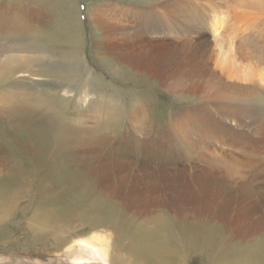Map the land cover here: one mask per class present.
<instances>
[{
  "label": "rangeland",
  "instance_id": "rangeland-1",
  "mask_svg": "<svg viewBox=\"0 0 264 264\" xmlns=\"http://www.w3.org/2000/svg\"><path fill=\"white\" fill-rule=\"evenodd\" d=\"M163 1L0 0V12L7 11L6 3L11 10L22 9L26 20L32 22L33 28L36 29L33 31L34 38L27 41L28 46L34 45L42 53L40 60L33 61L26 67L29 71L42 70L43 74L37 77L16 76L18 80L22 79V86L17 83L18 87L31 88L32 91L51 95L45 96L48 98L46 101H50V107L56 106L58 99L59 101L62 99L64 103L59 102L60 113L68 118V123L76 124V119L80 118L82 119L80 124L85 126H94L95 122L103 126L114 118H119V124L122 123L117 129L120 131L119 134L113 130H104L108 137L103 144L100 143L99 148L79 147L76 150L81 157L83 156L79 161L80 168L85 169L86 166L93 165L94 161L100 162L98 161L100 159L111 160L115 164L108 166L107 171L113 174L112 177L109 175L111 191L120 195L119 200L126 203L123 211L126 220L129 217L138 222H146L143 218L157 207L160 211H165L166 215L170 213L169 216L178 217L176 226L181 225L183 229L188 226L189 231L185 229L182 231V228L181 231L185 235H191L190 241L194 248L186 264H209L197 251L202 233L208 227H223L222 233L232 245L253 242L245 238L257 234L255 231L259 230L260 233L262 230L264 233L263 228H257L251 230L249 234H244L245 237L240 236L243 234L238 236L240 231H235V235L228 226L222 225L219 221V219L234 221L237 217L242 218L239 222L243 224L246 222L249 225L251 217L256 227L257 218L264 208V81H258L259 71L262 70L260 71L262 74L264 70V34L258 35L249 46L250 55L244 63L242 59L245 55L237 49L239 30L229 31L230 37L224 39L225 43H221L220 35L214 32L219 17L224 27L231 24L234 13H230L234 11V2L165 0L166 3L175 1L173 3L178 5L176 9H171L166 3H163V6L158 5ZM127 5L131 11L118 17L119 13L115 12H121ZM217 5L220 11L217 10ZM186 9L188 13L184 15ZM136 10L147 11L150 17L158 19V23L155 21L151 24L139 23L136 18L149 19V15L144 16ZM90 11L94 22L91 16L88 17ZM106 14L109 17L104 19L102 16ZM100 20H107V26ZM109 20L114 24L111 25L112 28H108ZM256 23L255 21L254 24ZM159 24L164 28L163 33H156L150 29ZM77 25L79 29L76 31ZM2 44L3 42H0V45ZM24 47H21V50ZM71 47L78 51L75 50L76 57L70 55ZM178 51L182 53L186 51L187 53L182 56L190 55L189 59L195 56L198 58L196 61L202 60L200 63L206 66L205 72L215 70L213 73L220 77L217 79L220 85L217 84L218 81L215 83L218 89L201 94L200 100L194 96L195 93L204 91L199 84L195 87V93H190L185 97L187 98L185 101L167 92L164 84L169 80V72L178 68H175L176 65L172 61L181 57ZM23 52L24 50L17 54ZM123 53L131 58L135 56L137 64H132L131 67L130 63L123 62L120 59ZM216 60L223 65V73L216 66L218 62ZM246 64L244 68L243 65ZM194 65L193 68L189 63L188 67L193 73L194 69L198 68L196 63ZM253 67L257 69L256 82L247 79L248 75L244 77L245 71L251 73ZM194 74L204 75L196 72ZM68 75L72 76L67 80ZM245 85L248 86L246 90L249 92H246ZM5 87L12 88L13 85ZM54 94L58 98L53 96ZM218 95H228L231 99L217 101L214 97ZM145 100L150 101L149 104ZM142 107H146L147 118L151 121L152 127L143 124L129 125L128 113ZM230 107L234 109L228 110ZM181 112L183 116L178 118V113ZM186 120L196 125L198 122V132L196 133V128L193 130L194 126L188 129L190 134L187 138L180 136L182 143L185 144L184 151L170 150L172 130L178 127L180 121V125L185 126ZM222 130L228 132V136L222 138L227 143L221 142L217 137ZM200 138L204 140L201 141ZM142 149L151 155L142 157ZM0 151L1 157L3 151ZM18 152L23 163L32 158L27 150L18 148ZM213 155L218 162L210 166L208 162ZM97 157L98 160L95 159ZM40 163L56 169L51 156H47ZM67 170L69 182L72 180L70 174L76 171V165L75 168L70 167ZM148 170H153L156 174L151 172L149 175ZM237 172L239 173L234 177H230ZM40 178L51 183L41 174ZM103 183L105 182H97L95 189ZM133 184H138L134 192L131 191ZM117 186L120 188L118 191ZM69 190L67 196H61L62 201L48 202L46 205L49 209H66L68 204L80 202L71 195L74 190L71 188ZM14 210L11 219L24 223L21 205L16 206ZM85 216L89 221H93V213L86 211ZM61 217L67 219V214ZM74 221L76 228L74 231L70 229L73 236L89 232L90 228L87 229L82 219L78 217L71 221L69 226ZM8 249V247L1 249L0 264H35L34 261L38 264H47V260H53L51 256L59 257L53 260L52 264H66L63 250L49 256L22 257L25 254H21L22 256L15 257L7 253Z\"/></svg>",
  "mask_w": 264,
  "mask_h": 264
},
{
  "label": "bare ground",
  "instance_id": "bare-ground-1",
  "mask_svg": "<svg viewBox=\"0 0 264 264\" xmlns=\"http://www.w3.org/2000/svg\"><path fill=\"white\" fill-rule=\"evenodd\" d=\"M164 1L158 5L163 6V3H166ZM231 1L234 2V11L230 13H234L231 24L224 27L219 17L217 19L219 22L214 26V32L220 35V42L225 43L224 39L230 37L229 31L239 30L237 49L238 51L240 50L242 55H245L242 60L246 63V59L250 55L249 46L253 44L258 35L264 34V0ZM173 2H167L166 4L171 9H176L178 5ZM5 5L7 11L0 12V42H3L0 45V150L3 151V155L0 157V251H2V248L8 247L7 253L15 257L21 254H25L21 255L22 257H34L35 255L40 257L49 256L63 250V255L66 256V264H186L194 248L193 243L190 241L191 235H185L182 232L185 229L182 228L183 226H176L178 217L169 216L170 213L166 215L164 214L165 211H160L157 207V209L150 210L151 213L143 218L146 222H138L136 219L129 217L126 220L123 214L126 203L122 202L121 199L119 200L120 195L111 191L110 176L112 177L113 174L107 172L109 171L108 166L115 164L111 160H98L97 157L95 159L100 162L94 161L92 162L94 163L93 165L86 166V168L84 167L85 169L80 168L79 161H81L83 156L81 157L76 150L79 147L94 148L97 146L96 148H99L101 146L100 143L103 144L108 137L104 130H113L114 133L119 134L120 131L117 129L122 124H119V118L111 119L103 126H99L96 122L94 126L82 125L80 124L81 118L76 119V124L68 123V118L60 113L59 102L64 103L62 99L60 101L58 99L56 106L50 107V101L47 102L48 98L45 96L51 97V95L32 91L31 88L18 87L17 83L22 86V79L19 78L18 80L16 76L33 75L37 77L43 74L42 70L29 71L26 67L29 63L40 60L42 53L34 45V47L28 46L29 42L27 43V41L34 38L33 31L35 28H33L32 22L26 20L23 14L24 11L17 8L11 10L12 8L8 3ZM115 6L119 7V5ZM230 7L232 8V5ZM217 10L220 11L218 5ZM129 11H131V8L127 5L124 6L121 12L115 13H119L117 15L119 17L126 15V12ZM137 12L139 13L140 11ZM140 13L144 14V16L145 14L149 15V19L148 17H145V19L143 17L136 18L135 20L139 23L151 24L152 21L158 23V19L150 17L147 11ZM187 13L188 9H186L184 15ZM89 14L88 17L91 16V20L94 22L95 19H93L91 11ZM98 15L101 16V13ZM102 17L106 19L109 15L106 14V16ZM157 17H159V14ZM102 21L105 24L104 26H107V20ZM255 21L257 22L256 24H254ZM110 22L109 20L108 28H112L113 26L111 25H114ZM246 24L249 25L246 26ZM250 24L254 26H250ZM78 29L77 25L76 31ZM150 29L156 33L164 32V28L160 24L152 26ZM31 43L33 44V42ZM80 46L82 47V43ZM21 47H24L22 49L24 50L23 54H17L22 52ZM75 50L71 47L69 49L70 55L75 56ZM178 52L181 57L172 60L176 65L175 68H178L169 72V80L164 84V89L167 92L176 95L177 99L185 101L187 99L185 97H188L192 92L195 93V87L199 84L201 90L204 91L194 94L198 99H200L201 94L218 89L215 83L220 77L213 73L215 70L210 69L205 72L206 66L200 63L202 60L196 61L198 58H195V56L190 59V55L182 56L186 51L183 53ZM121 57L120 59L125 63H130L131 67L137 64L136 61L138 60L135 56L131 58L126 53H123ZM150 59L152 60V58ZM216 62V66L223 73V65H221L219 60H216ZM189 63L192 64L193 68L195 67L194 63H196L198 68L197 70L194 69V71L197 74L204 75H196L194 74L195 72H191L192 70L188 69ZM246 66L247 64L243 65L244 68ZM256 70V67H253L251 73L249 71L243 72L244 77L248 75L247 79H253V82H256ZM260 71L258 81H264V70L262 74ZM71 76L68 75L67 80ZM141 79L143 80V77ZM217 84L220 85V82L218 81ZM7 85H13V87H5ZM246 89H248V86ZM247 91L249 92V90ZM63 93H65V89H63ZM53 96L57 97L55 94ZM229 98L228 95L214 97L217 101H229ZM149 102L146 101L148 104ZM231 109H234V107H230L228 110ZM147 114L146 107L129 112V125L143 124L152 127ZM178 116V118L182 117L183 112L178 113ZM230 120L232 121L233 119L230 118ZM186 121L187 124L185 126H181L180 121V123L178 122V127L172 130L170 150L184 151L185 144L182 143L180 136L187 138L190 134L188 129L194 126L193 130L195 131L196 128V133L198 132V122H196L198 124L196 125L193 122ZM219 133L217 134L219 140L227 143L222 138L228 136V132L222 130ZM110 137L112 136L110 135ZM131 138L133 139V137ZM200 139L202 141L203 138ZM18 148L29 151L32 158L23 163ZM37 151L41 153L39 154ZM145 151L141 150V156L149 157L151 154ZM118 155L120 156V154ZM47 156L53 157V164L56 169L40 163ZM217 162L216 156L213 155L208 165L214 166ZM75 165L76 171L70 174L72 180L68 182L69 176L66 172H69V170L67 169L70 167L75 168ZM116 168H118V165ZM227 170L229 171V169ZM148 172L149 175H151V172L156 174L153 170H148ZM239 172L234 175L230 174V177H234ZM40 174L51 183L41 179ZM97 182L105 183L95 189ZM138 184H133L132 192L137 189ZM67 185L74 190L71 195L75 196L80 202L76 203L75 201L73 204H68L66 209H49L46 205L48 202L52 203L54 200L62 201L61 196L65 197L68 195L67 193L70 190L66 188ZM57 189H62L63 191L59 192ZM119 189V186H117L116 190L118 191ZM18 205H21V209L25 214L24 216L22 213L25 218L24 223L21 220L16 221L15 219V222L11 219L13 210ZM14 211L16 212V209ZM86 211L93 213L92 222L85 216ZM63 214H67V219L61 217ZM260 214L257 218L258 225L256 227H254L256 223L251 217L249 218V225L246 222L244 223L245 225L243 222H239L242 218L237 219L236 216L234 221L228 219H219V221L222 225L228 226L235 235V231H240L238 236L243 234L240 235L243 237L244 234H249L251 230L264 229V208ZM76 217L82 219L87 229L90 228L88 233H78L73 236L70 229L74 231L76 223L74 221L70 226L69 223L75 220ZM146 223H149V225L147 226ZM186 227L188 228V226ZM222 229L223 227L210 226L205 229V233V230L202 233L197 251L198 254H202L206 262L209 264H264V233L261 232L262 230L260 233H258L259 230L258 232L255 231L254 233L257 234H253L254 236H246L247 238L245 239H251L253 242L245 245H232L231 242H227ZM56 257L59 258L58 256ZM51 258L53 260L57 259L53 256ZM53 260H47V264H52ZM180 260L181 262H179ZM34 262L38 264L37 261Z\"/></svg>",
  "mask_w": 264,
  "mask_h": 264
}]
</instances>
